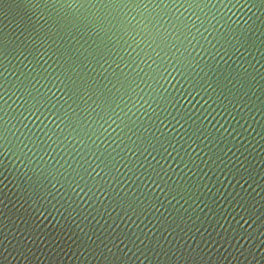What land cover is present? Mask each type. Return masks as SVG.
Returning a JSON list of instances; mask_svg holds the SVG:
<instances>
[{
  "label": "water",
  "instance_id": "95a60500",
  "mask_svg": "<svg viewBox=\"0 0 264 264\" xmlns=\"http://www.w3.org/2000/svg\"><path fill=\"white\" fill-rule=\"evenodd\" d=\"M0 264H264V0H0Z\"/></svg>",
  "mask_w": 264,
  "mask_h": 264
}]
</instances>
